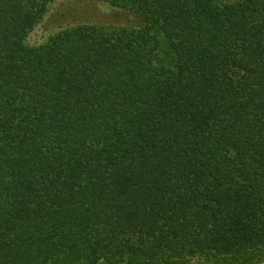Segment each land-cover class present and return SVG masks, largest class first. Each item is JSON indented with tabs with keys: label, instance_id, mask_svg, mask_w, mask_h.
Wrapping results in <instances>:
<instances>
[{
	"label": "trees",
	"instance_id": "obj_1",
	"mask_svg": "<svg viewBox=\"0 0 264 264\" xmlns=\"http://www.w3.org/2000/svg\"><path fill=\"white\" fill-rule=\"evenodd\" d=\"M55 1L0 0V264L262 262L264 0Z\"/></svg>",
	"mask_w": 264,
	"mask_h": 264
},
{
	"label": "rangeland",
	"instance_id": "obj_2",
	"mask_svg": "<svg viewBox=\"0 0 264 264\" xmlns=\"http://www.w3.org/2000/svg\"><path fill=\"white\" fill-rule=\"evenodd\" d=\"M85 22L134 26L143 24V20L134 13L101 0H56L44 20L31 32L28 41L38 44L61 28ZM262 259L258 264H264V255Z\"/></svg>",
	"mask_w": 264,
	"mask_h": 264
}]
</instances>
